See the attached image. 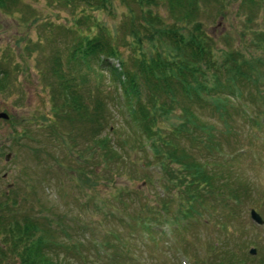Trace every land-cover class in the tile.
Returning a JSON list of instances; mask_svg holds the SVG:
<instances>
[{"label":"rangeland","instance_id":"rangeland-1","mask_svg":"<svg viewBox=\"0 0 264 264\" xmlns=\"http://www.w3.org/2000/svg\"><path fill=\"white\" fill-rule=\"evenodd\" d=\"M114 7L110 13L82 4L70 6L65 0H5L0 4V143L24 136L14 141L9 153L15 158L9 164L8 152L2 143L0 147V247L5 248L8 236L2 216L8 215L10 220L28 218L33 240L45 236L56 243L49 257L62 264H257L255 259L260 261L264 254V224H253L250 213L255 209L264 221V123L259 120L264 112V62L258 63L264 53L255 32L264 28V14L251 22L241 3H226L221 16L215 5L202 4L200 19L217 42L216 54L235 52L238 62L241 56L253 59L255 68L243 66L247 74L238 79L232 72L222 73L218 77L222 87L212 81L218 85L212 92L219 100L218 111L209 98L201 104H186L177 97L175 111L157 124L163 125L162 138H167L175 154L188 165L196 162L203 168L208 180L214 179L213 192L221 194V205L208 197L206 205L190 207L178 179L170 190L165 188L162 169L166 166L156 163L148 145L139 144L140 134L122 112L120 91L109 73L94 67L88 71L92 81L85 86L94 95L86 97L88 107L106 117L103 122L100 117V123L107 121L103 128H98L94 115L89 121L69 120L54 109L49 84L56 60H66L72 39L94 35L97 23L116 36L114 45L124 59L132 60L126 44L132 41L127 34L130 28L125 25L119 30L120 16L128 9L119 4ZM83 16L86 26L81 23ZM112 62L118 67L117 61ZM233 81L235 90L241 91L238 97L225 86ZM195 116L202 131L192 125ZM202 123L211 126L209 133ZM113 125L118 130L115 134L109 133ZM179 125L192 132L169 134ZM108 136L117 155L108 154L103 163L98 141ZM178 168L177 163L169 167L175 172ZM178 175L181 180L186 176L184 172ZM227 194L237 197L240 205L230 206ZM155 208L167 212L156 218L160 227L150 238L140 225L122 223L121 216L134 219L140 212L153 217ZM252 248L253 255L249 253ZM14 256L0 259V264H18Z\"/></svg>","mask_w":264,"mask_h":264},{"label":"trees","instance_id":"trees-1","mask_svg":"<svg viewBox=\"0 0 264 264\" xmlns=\"http://www.w3.org/2000/svg\"><path fill=\"white\" fill-rule=\"evenodd\" d=\"M0 1L3 3L5 0ZM65 2L70 6L82 4L87 8L101 9L110 13H113L114 4L126 6L128 11L120 16L119 30L125 25L129 26L130 30L127 34H130L132 41L126 44L133 58L132 60L124 59L121 50L114 45L116 36L101 23H97V31L94 35L89 34L72 39L66 60L64 62L60 59L56 60L57 66L53 69L54 75L49 84L52 102L55 104L54 109L60 111L69 120L77 118L89 121L94 115L99 121L98 128H103L107 121L100 123V117L103 118L102 122L106 120V117L103 113L97 112L98 109L88 107L86 97L92 98L94 95L93 92H88L85 86L92 81L88 71L94 67L101 72L109 73L121 93H119V100L122 104V112L128 114L127 117L131 119L134 132L138 131L140 134L137 137L139 144L148 145L154 152L156 163L162 168L166 166L162 169L166 182L165 188L170 190L175 186L173 181L178 179L180 183L178 186L185 188L181 190V195L186 197L190 207L203 202L206 205L209 201L208 197L211 199L213 197L214 203L221 205V194L214 193L211 187L214 179L209 181L203 168L199 167L196 162L189 165V162H183V159L179 158L177 153L175 154V151L169 147L167 138H162L163 125L158 127L157 124L160 119L169 117L175 111L178 105L177 97H182L186 104H201L202 101L207 102L204 98H209L212 100L213 110L218 111L220 109L218 97L212 95V92L218 89V85L213 84L212 81L219 84L218 77L224 72L228 74L232 72L237 79L245 77L247 72L243 66H249L250 69L255 68L253 59H245L241 56L238 62L237 59L239 60L240 56H237L239 54L235 52L228 51L221 56L216 54L217 42L205 31L200 19L203 15L202 4L215 5L217 10H221V12L219 10L221 16L224 15L222 10L226 3L228 5L241 3L242 7L249 11L246 12V15H250L247 21L254 22L255 19L261 18V14H264V0H65ZM11 6L7 7L11 10ZM82 19L81 23L86 26L87 18L83 16ZM262 20L264 21V18ZM65 30L74 34V31ZM77 34L79 35L80 32ZM255 39L259 41L261 51L264 53V28L255 32ZM145 48L149 49L148 52ZM60 57L62 56L59 53ZM112 61H117L119 67H116ZM263 62L264 60H261L258 63L263 64ZM83 71L87 74L84 73L86 76L81 73ZM234 81L233 84L225 86L230 94L238 97L241 91L235 90ZM222 86L220 83L219 87ZM146 89H149V93H146ZM146 94L148 99L146 97L144 99ZM184 108L185 106H181V109ZM196 118L197 116L193 117L195 121L192 125L202 131L198 124L199 120ZM259 120L264 123V112L263 118ZM184 124L188 125L187 122ZM259 124H261L259 121L256 122L257 129L260 127ZM202 125L208 133L211 131L210 125L204 123ZM180 126L174 128L175 131L170 129L172 133L169 134L177 135L184 131L190 134L192 132L189 127ZM110 129L109 133L115 134L118 131L114 125ZM92 134L95 135V132ZM112 142L109 136L98 141L99 159L103 163L108 154L117 155L115 145L114 148L111 146ZM162 148H166L167 151L163 153ZM175 163L180 168L176 172L175 170L170 171V165ZM178 172L186 174L184 180H181ZM221 192L223 193L224 190ZM225 196L230 206L240 205L237 197H230L228 194ZM180 204L183 205L182 202ZM165 211L167 212V209ZM165 211L155 208L152 212L153 217H143V212H140L134 219L128 215L121 216L123 222H120L125 225H132L133 222L134 225H140L150 238L154 236L156 226H160L155 223L156 218ZM180 215L187 218L184 213ZM7 216H2L7 223L8 236L4 240L6 245L2 244L5 248L0 247V259L9 258L14 254V259L18 257L16 259L18 264H62L57 259L49 257L51 256L49 251H52L51 246H56V243L52 244L45 236L33 240L34 230L32 224L27 223L28 218L18 220L11 217L10 220ZM98 247L99 250L102 248L100 244ZM254 262L263 264L264 254L261 255L260 261L255 259ZM239 264H248V262L240 261Z\"/></svg>","mask_w":264,"mask_h":264},{"label":"flooded vegetation","instance_id":"flooded-vegetation-1","mask_svg":"<svg viewBox=\"0 0 264 264\" xmlns=\"http://www.w3.org/2000/svg\"><path fill=\"white\" fill-rule=\"evenodd\" d=\"M8 116V115H7ZM1 119V118H0ZM4 120H8L9 119V116H8V118H3ZM24 138V136L23 135H18L17 137H14L13 138V140L12 141H9V143H4V142H1L2 143V148H5V150L8 152V154H7V156L5 157L6 158V164H9L10 162H12L13 160H14V158H15V156L14 157H12L11 155H10V153L9 152H11L12 151V148H13V144H14V141L16 142V141H19V140H21V139H23ZM1 143H0V147H1ZM0 173H1V170H0ZM1 175V174H0ZM1 181H3V180H1ZM10 187H11V190H12V192H13V190H14V184H13V186H11L10 185ZM10 194V192H6V196L7 195H9ZM9 199H11V197H9Z\"/></svg>","mask_w":264,"mask_h":264},{"label":"water","instance_id":"water-1","mask_svg":"<svg viewBox=\"0 0 264 264\" xmlns=\"http://www.w3.org/2000/svg\"><path fill=\"white\" fill-rule=\"evenodd\" d=\"M2 117H6L5 115H2ZM252 218L258 223V224H262V220L260 219V217L258 215H256L255 212H252ZM253 254L255 253L254 251L252 252Z\"/></svg>","mask_w":264,"mask_h":264}]
</instances>
